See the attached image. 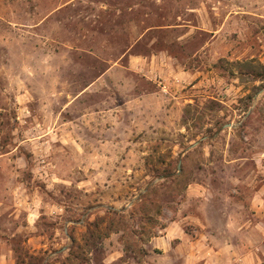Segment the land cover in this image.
Instances as JSON below:
<instances>
[{"label": "rangeland", "instance_id": "obj_1", "mask_svg": "<svg viewBox=\"0 0 264 264\" xmlns=\"http://www.w3.org/2000/svg\"><path fill=\"white\" fill-rule=\"evenodd\" d=\"M0 264H264V0H0Z\"/></svg>", "mask_w": 264, "mask_h": 264}, {"label": "crops", "instance_id": "obj_2", "mask_svg": "<svg viewBox=\"0 0 264 264\" xmlns=\"http://www.w3.org/2000/svg\"><path fill=\"white\" fill-rule=\"evenodd\" d=\"M196 241V240H195ZM195 241H191L190 240V243L191 244H195ZM228 248V247H227ZM227 248H225V249H223V250H221L220 248H213V247H211L210 249L215 253V254H217L218 252L220 253V252H222V251H227V252H230ZM192 252H193V250H192ZM194 256H195V253L193 254Z\"/></svg>", "mask_w": 264, "mask_h": 264}, {"label": "water", "instance_id": "obj_3", "mask_svg": "<svg viewBox=\"0 0 264 264\" xmlns=\"http://www.w3.org/2000/svg\"><path fill=\"white\" fill-rule=\"evenodd\" d=\"M194 144H195V143H194ZM194 144H193V145H194Z\"/></svg>", "mask_w": 264, "mask_h": 264}]
</instances>
